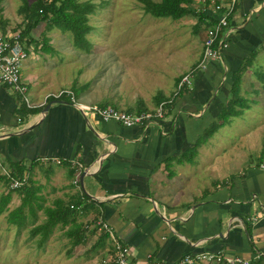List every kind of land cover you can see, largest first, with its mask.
Instances as JSON below:
<instances>
[{
    "label": "crops",
    "instance_id": "0c3cea01",
    "mask_svg": "<svg viewBox=\"0 0 264 264\" xmlns=\"http://www.w3.org/2000/svg\"><path fill=\"white\" fill-rule=\"evenodd\" d=\"M226 2L192 0L195 14L189 16L200 40L198 58L171 74L169 86L165 68L151 88L144 70L130 66L126 56L123 65L121 55H108L105 46L95 58V79H82V71L77 81L73 74L62 75L69 69L52 59L60 42L54 29L46 32L47 46H42L38 29L27 36L24 43L30 54L21 65V79L36 107L27 108L0 85V165L29 173L35 218L28 214V222H41L43 209L61 200L80 207L76 222L81 227L101 215L130 247L132 264L145 263L147 255L174 264L185 254L201 252L234 254L264 264V221L247 220L264 207V0L238 1L229 15L228 47L191 79L155 124L102 121L83 115L66 97L44 100L55 87L75 79L80 102L132 113L153 111L165 100L157 103L158 98L169 99L182 75L198 63L205 27L219 15L213 6ZM19 22L0 23V32L19 27ZM63 60L68 64L74 59L60 58L59 63ZM245 64L240 92L250 88L255 98L193 151L228 102L234 75ZM73 87L69 86L75 94ZM146 88L151 92H144ZM245 111L253 114L244 116ZM223 127L218 138L215 134ZM1 179L3 194L11 191ZM22 197L18 190L11 191L8 208L17 207ZM61 230L67 239L65 228ZM111 245L105 233L90 226L80 244L69 246V254L74 264H101L106 258L112 261ZM257 253L261 259H255Z\"/></svg>",
    "mask_w": 264,
    "mask_h": 264
},
{
    "label": "rangeland",
    "instance_id": "374dc122",
    "mask_svg": "<svg viewBox=\"0 0 264 264\" xmlns=\"http://www.w3.org/2000/svg\"><path fill=\"white\" fill-rule=\"evenodd\" d=\"M22 1L24 0L1 1L2 17H5L3 22L8 21L10 24H14L20 21L15 25L23 26V16L18 13ZM90 1L96 5L103 3L104 6L98 8L95 14L90 16L89 22L92 30L88 34L89 52L76 49L71 43L69 32L52 28L57 40L60 41L55 47L58 53L53 55L52 59L57 62L58 67L69 69L67 74L66 71H63L62 75L72 76L73 74V78L78 79L77 76H80L83 71L82 79L94 77L98 66L95 65V58L103 46L108 48V55H121L119 59H121L123 65H127V60L123 57L126 56L130 60V66L136 70H144L146 77L145 75L143 77L149 82L148 86L152 85L151 88L157 86L158 76L164 74V68L167 74L166 85L169 86L168 81L171 79V74L180 71L183 65L197 60L200 40L192 31V17L189 15L174 21L170 18H156L144 13L141 4L137 0ZM109 45H114V47L110 48ZM60 58L74 60H71L68 64L64 62L65 60L59 63ZM261 58L264 59V56ZM83 67L86 69L84 68V70ZM262 71H264V61ZM182 72L184 71L182 70ZM77 81L71 79L69 84H61L55 87L54 90L56 92L60 89H70L69 86L73 87V83L77 84ZM73 89L75 94L70 90L74 96L79 97L81 95L79 89L75 87ZM251 90L249 88L241 95L247 100L248 104L255 98L251 94ZM146 91L151 92L148 88L144 92ZM252 114V112L245 111L244 116ZM255 117L256 120L258 115L255 114ZM224 129L226 127L220 129L215 136L221 137ZM254 161L258 162L259 159ZM4 191L5 187L0 186V195ZM6 214V211L0 214V264H74L73 256L69 254L70 244L62 236V230L59 227L54 229L44 244L39 246L37 244L39 236H30V222L19 229L7 222Z\"/></svg>",
    "mask_w": 264,
    "mask_h": 264
},
{
    "label": "trees",
    "instance_id": "16d2710c",
    "mask_svg": "<svg viewBox=\"0 0 264 264\" xmlns=\"http://www.w3.org/2000/svg\"><path fill=\"white\" fill-rule=\"evenodd\" d=\"M0 0V23H2V7ZM144 11L156 18H170L172 20H178L184 16L195 14L191 9L192 0H137ZM104 5H96L90 0H34V1H22V4L18 8V13L23 16V26L20 29V40L26 42L29 34L32 31L38 29L40 34L38 38L43 42L42 46L49 41L46 36V32L52 28H57L62 32H69L71 35L72 45L83 52H89L90 45L88 40V34L92 30V26L89 22L90 16L95 14L98 8H102ZM201 16L198 15V19ZM200 21V19H199ZM53 51V49H51ZM246 64L241 67L233 78V85L231 87V94L228 102L223 105L220 112L217 115L216 121H214L209 128L199 137L198 143H196L194 150L204 142L207 138L223 124L227 123L229 119L238 117L243 113V110L248 106L247 100L241 96L240 82L241 75L244 72ZM178 83V82H177ZM186 88L183 87L175 95L173 94L169 99L160 96L157 103L161 100L170 101L166 104L165 110H169L173 107L174 100L179 94ZM166 113V112H165ZM17 168V167H15ZM13 168L12 173L15 177H18L22 173V168ZM2 178V179H1ZM4 184H7L4 177H0ZM18 190L22 194L21 203L12 209H9L7 204L10 200L11 190L5 194L0 195V214L4 211L7 212L6 220L9 224L15 225L17 228H22L28 222V214L35 218V209L31 206L33 201L34 190L29 185L23 186ZM72 206H78L76 205ZM71 208L70 204H64L63 201H55L53 207H46L43 209L44 218L39 223H31L30 236H39L37 244L41 246L53 233L54 229L59 227L64 229V234L68 239L71 247H75L80 244L84 239L85 228L81 227L76 222L77 209ZM104 238V236L102 237ZM262 257L260 256V259ZM259 264V263H255Z\"/></svg>",
    "mask_w": 264,
    "mask_h": 264
},
{
    "label": "built area",
    "instance_id": "2783aa9c",
    "mask_svg": "<svg viewBox=\"0 0 264 264\" xmlns=\"http://www.w3.org/2000/svg\"><path fill=\"white\" fill-rule=\"evenodd\" d=\"M239 0H227L224 4H214L213 8L219 13L214 18V21L205 27V34L202 40V49L200 59L196 65L187 70L176 85L174 95L183 87H188L191 84V79L201 71L207 69L212 60L218 59L224 49L228 47V36L232 29L229 24V15L233 12L235 5ZM22 27H13L8 29L6 33L0 32V85L5 86L8 91L17 96L21 103L27 108H34L36 104L31 103L29 98V89L21 79V65L29 56L30 51L20 40V29ZM67 97L68 101L83 115L93 114L102 121L113 120L126 126L141 125L148 127L155 124L157 120L162 119L165 115V106L170 101H162L153 111L140 113L126 112L112 106H98L80 102L76 99L70 89L59 90L58 92L47 94L44 100L61 99ZM41 104H37L40 106ZM45 161L60 164V159L45 158ZM71 165L81 167L77 161H71ZM264 168V165H262ZM0 175L6 179V188L9 190L20 189L23 186L29 185L30 176L28 172L22 173L15 177L10 169H6L0 165ZM78 175L74 179L77 183ZM71 208L74 206L70 205ZM79 209V206H75ZM247 220L251 223L264 221V207L250 214ZM94 227L99 233H105L111 242L113 250L112 261L103 260L101 264H132V251L130 247L123 244L115 235L112 227L103 220L102 216H97L93 223L85 224V228ZM260 254L257 253L255 259H260ZM255 260V261H256ZM143 264H166L165 261L147 255L146 261ZM174 264H255L252 260L234 254H224L221 252H201L194 254H185L180 257Z\"/></svg>",
    "mask_w": 264,
    "mask_h": 264
}]
</instances>
